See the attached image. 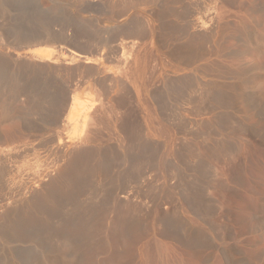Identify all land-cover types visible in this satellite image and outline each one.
<instances>
[{
  "label": "rangeland",
  "instance_id": "374dc122",
  "mask_svg": "<svg viewBox=\"0 0 264 264\" xmlns=\"http://www.w3.org/2000/svg\"><path fill=\"white\" fill-rule=\"evenodd\" d=\"M130 1L0 0V56L12 57L37 46L52 47L63 60L56 66L45 63L49 66L39 72L40 83L46 84L50 97L57 95L49 98L44 91L48 99H58L60 94V100L63 93L77 98L80 111L67 129L53 126L61 129L54 131H62L69 141L91 139L83 148L106 147L119 158H132L124 170L135 164L148 165L135 173L148 178L143 179L145 183L139 178L133 183L134 176L125 184L131 188L128 198L122 197L123 183L119 182V191L108 200L107 181L92 176L87 189L92 192L85 191L82 203L87 208L90 204L101 207L103 202L104 206H93L95 210L89 206L85 225L89 230L84 229L87 237L83 235V245L77 250L61 242L64 233L52 232L56 219L64 213L48 224L34 222L13 234L3 227L5 212L13 205L0 206V264H264V0H154L151 6L148 2L127 5ZM124 2L132 8H126ZM38 3L43 11L37 9ZM158 14L166 18L165 24L158 23ZM196 20L210 24L206 25L209 29H199L203 33L190 30ZM44 30L51 31L57 41H46ZM21 33L37 36L34 45L21 40ZM76 35L84 39L77 40ZM185 36L201 45L188 42ZM23 41L31 46L22 50ZM80 48L93 64L79 59L75 65L70 63L73 66L63 64L70 57L69 49ZM64 66L69 71L60 70ZM174 79L178 83H172ZM214 84L226 92L223 102L226 99L227 108H215L210 97L217 88ZM207 87L215 90L209 93ZM1 91L0 129L17 134L15 124L20 118L15 114L22 112L24 97ZM22 113L28 123L40 122L38 115ZM220 115L227 116V122L220 124ZM53 127L23 135L22 148L10 155L13 178L9 174L2 180L0 201L19 190L22 178L24 181L55 157ZM140 139L147 145L145 153ZM114 165L111 173H121L123 167ZM194 193L199 194L196 207L189 199ZM123 219L139 225L126 230ZM193 233L203 238L200 246L191 242Z\"/></svg>",
  "mask_w": 264,
  "mask_h": 264
},
{
  "label": "bare ground",
  "instance_id": "6f19581e",
  "mask_svg": "<svg viewBox=\"0 0 264 264\" xmlns=\"http://www.w3.org/2000/svg\"><path fill=\"white\" fill-rule=\"evenodd\" d=\"M4 1V0H3ZM152 1L154 0H131L130 2H128V4L126 2L125 3V6L126 4L129 5L130 3V6H134L135 3H141V2H148L150 4V2L152 3ZM164 1V0H163ZM158 1L154 2V5H156L155 3H157ZM122 3V4H124ZM144 4V3H142ZM146 5V3H145ZM130 6H126L129 7V8H132ZM151 6V4H150ZM136 7V6H135ZM134 8V7H133ZM140 9V8H139ZM154 9V8H153ZM163 9V8H162ZM262 9V8H261ZM164 11V10H163ZM161 12V11H159ZM155 13H157L156 11L154 12V15ZM163 12H161L162 14ZM166 13V12H165ZM120 15V14H119ZM122 15V14H121ZM166 17V15H165ZM213 17V16H212ZM159 21L158 23L161 21L164 23V16L163 15H160L158 14V17H156ZM155 18V19H156ZM114 19V18H113ZM123 19V18H122ZM211 19V18H210ZM209 19V20H210ZM119 20V19H117ZM191 20V19H190ZM116 21V20H115ZM124 21V20H122ZM121 21V22H122ZM212 20H210L211 22ZM120 22V21H119ZM118 22V23H119ZM160 22V23H161ZM166 22V20H165ZM209 22V23H210ZM163 23L161 24V26L163 25ZM165 24V23H164ZM167 24V23H166ZM210 25V24H205V22L203 23V21L201 20L200 21H192L191 22V27H190V30L191 28L194 29V30H202V29H205L207 28V26ZM212 26V25H211ZM166 28V27H165ZM211 28V27H210ZM200 29V30H199ZM209 29V28H207ZM214 29V27L212 28ZM135 30V29H134ZM128 31V30H127ZM205 31V30H204ZM137 32V31H136ZM202 31H200L199 33H201ZM210 32V31H209ZM208 32V33H209ZM132 33V32H130ZM203 33V32H202ZM135 34V32H134ZM188 34V33H186ZM52 32L51 31H47V30H44V35H43V38L47 40H51L53 39V36H52ZM189 35V34H188ZM187 35V36H188ZM203 35V34H201ZM206 35V34H204ZM133 36V35H132ZM141 36V35H140ZM190 36V35H189ZM207 36V35H206ZM186 37V36H185ZM37 36L31 34V35H28V36H24V37H21V40L22 39H26L25 41H31L30 43H34V39H36ZM77 40H83V36H77L75 37ZM190 38V37H189ZM192 38L193 40L195 39V37H193L192 35ZM190 38V39H192ZM88 39V38H87ZM187 39V37H186ZM190 39H187V41ZM204 39H205V36H204ZM203 39V40H204ZM38 40V39H37ZM44 40V39H43ZM190 41V42H194V41ZM34 41V42H33ZM39 41V40H38ZM41 41V40H40ZM89 40H87V42H89ZM188 41V42H189ZM205 41V40H204ZM203 41V42H204ZM45 42V41H44ZM43 42V43H44ZM135 42V41H133ZM196 42V41H195ZM194 42V44H195ZM201 42V40H200ZM42 43V42H41ZM191 43V44H192ZM37 44H40V43H37ZM197 44V43H196ZM195 44V45H196ZM204 44V43H203ZM17 45V44H16ZM34 45V44H33ZM197 45H201V43H198ZM196 45V46H197ZM19 46V45H18ZM39 46V45H38ZM14 47V46H13ZM51 47V46H50ZM187 47V45H186ZM189 49L190 48V45L188 46ZM187 47V48H188ZM199 47V46H198ZM197 47V48H198ZM201 47V46H200ZM78 48V47H77ZM82 48V47H81ZM78 49V51L76 50H73V49H69L68 52H70V57L67 58V59H64V62L63 64H70L71 62H73V64L75 63L74 61L79 59V60H85L83 61V63H89V62H92L91 64H93V59L91 57H89V55H86L85 54V51H83L82 49ZM85 48V47H84ZM184 48V47H183ZM182 48V49H183ZM207 48V47H206ZM24 48H22L23 50ZM199 49V48H198ZM205 49V48H204ZM80 50V51H79ZM188 50V49H186ZM61 51V50H60ZM184 51V49H183ZM189 51V50H188ZM194 52V50H192ZM199 51V50H198ZM201 51V50H200ZM199 51V52H200ZM213 51V50H212ZM220 51V50H219ZM67 52V53H68ZM82 52V53H80ZM190 52V51H189ZM217 52V51H216ZM215 52V53H216ZM191 53V52H190ZM195 53V52H194ZM214 53V54H215ZM221 53V51H220ZM203 54V53H202ZM209 54V53H208ZM224 54V53H222ZM58 55V54H57ZM195 55V54H194ZM201 55V54H200ZM198 55V56H200ZM218 55V54H217ZM230 55H231V52H230ZM63 56V55H62ZM193 56V55H192ZM205 56V55H203ZM202 58H205L203 57ZM209 56V55H208ZM224 56V55H223ZM221 56V58L223 57ZM226 56V54H225ZM65 57V56H64ZM81 57V59H80ZM196 58V56H194ZM194 57L192 58V60L194 59ZM220 57V56H219ZM84 58V59H83ZM200 58V57H199ZM198 58V59H199ZM96 59V58H95ZM94 59V60H95ZM205 60V59H204ZM214 60V59H213ZM209 61V60H208ZM60 62H63V60L61 59V56L59 57L55 55V51L54 49L51 47V48H47V47H37V46H33L32 49L28 50V51H23L19 54H14L11 56H0V90H3L5 92V90L7 89L8 91H10V93H12L13 95H10V96H13L15 98H21V97H24V105H20V107L22 106V110L21 108H19L22 112H26L27 114H33V115H38L40 117V122H27L24 118L25 116H23L21 113H17V115L15 114V118L18 117L20 118V121L15 124L16 127H18L17 129H19L18 133L16 134L14 131H13V134L10 133V132H7V133H10V134H5L4 131H2L0 129V143L4 144V147H6V149H4V147H0V154L2 155V157L4 156L3 160L0 159V188L3 186L1 183L2 180H4V178L7 176V175H12V176H9L11 178H13V169H11V166L9 165V161L10 159H12L10 157V155L12 153H16V151H19L22 146H21V140H22V137L24 134L26 133H30V132H33V131H39V130H42L43 128H48V127H58V126H61L62 127H65L67 129V127H69L68 123H70V121L72 119H74L77 115H78V112L80 111L79 110V107H78V104H77V98L72 97L70 96L69 97H65L64 93H63V97L66 98H60V94L58 97V99H48L47 95L49 94V98H54L55 96H57L56 94H54V97L51 96V93H48L47 90H45L47 87L46 84L44 86V84L42 85L40 83V75H39V72L42 71V72H45L47 69H44L45 67L49 66V65H45V63L49 64V63H54L55 66L56 64H60ZM188 62V60H187ZM197 62V61H196ZM80 63V62H78ZM206 63V62H205ZM9 64H13L14 67H12L11 65ZM76 64V63H75ZM74 64V65H75ZM192 64V61L191 63ZM216 64V63H215ZM72 65V64H70ZM69 65V66H70ZM206 65V64H205ZM211 65V64H210ZM214 65V63H213ZM218 65V63H217ZM11 66V67H9ZM58 66V65H57ZM63 66V65H61ZM60 66V67H61ZM73 66V65H72ZM71 66V67H72ZM219 66V65H218ZM59 67V68H60ZM67 66H64V68L60 69V70H64ZM59 68H55V70L57 71ZM188 68V67H187ZM193 68H196V70H199L197 69V67H193ZM217 68V67H216ZM44 69V70H42ZM54 70V68H51ZM190 69V68H189ZM208 69V68H207ZM214 69V68H213ZM221 69V68H220ZM224 69V68H223ZM54 70V71H55ZM67 70V69H65ZM195 70V72H196ZM202 70V69H200ZM69 71V68L68 70ZM66 71V72H67ZM194 71V70H193ZM204 71V70H203ZM217 71V70H215ZM41 72V73H42ZM198 72V71H197ZM213 72V71H212ZM220 72V71H218ZM230 72V71H229ZM200 73V71H199ZM221 73V72H220ZM202 74V73H201ZM207 74V72H205V75ZM224 74V73H223ZM210 75V73H209ZM207 76V75H206ZM184 79V77H183ZM182 79V80H183ZM186 79V77H185ZM222 79V78H221ZM240 79V78H239ZM175 80V81H174ZM174 80H170L169 82L171 81H174L172 83H175L177 82L176 79ZM181 82L186 84L189 83L188 81L184 82V80ZM188 80V79H187ZM180 81V80H179ZM212 81V80H211ZM220 81V80H219ZM222 81V80H221ZM192 82V81H191ZM178 83V82H177ZM176 83V84H177ZM48 84V83H47ZM74 84V83H73ZM183 84V85H184ZM196 84V83H195ZM206 84V83H205ZM208 84V83H207ZM51 85V84H50ZM48 84V86H50ZM170 85V84H169ZM168 85V86H169ZM178 85V84H177ZM180 86H182V84L180 83L179 84ZM209 85V84H208ZM73 86V85H72ZM77 86V85H76ZM185 86V85H184ZM202 86V85H201ZM207 86V85H206ZM215 86V84H214ZM222 86V85H220ZM230 86V85H229ZM172 87V85H171ZM183 87V86H182ZM210 87V86H209ZM207 87V90L208 88ZM217 87V86H215ZM214 87V88H215ZM232 86H230L231 88ZM50 88V87H49ZM52 88V87H51ZM170 88V87H169ZM174 89V87H172ZM186 88V87H184ZM229 88V87H228ZM229 88V89H230ZM5 89V90H4ZM48 89V88H47ZM69 89V88H68ZM72 89V88H71ZM172 89V90H173ZM182 89V88H181ZM212 88H210V91H211ZM227 89V88H226ZM233 89V88H231ZM49 90H52L51 92H53L54 90L53 89H49ZM48 90V91H49ZM73 90V89H72ZM176 90V89H175ZM204 90H205V87H204ZM202 90V91H204ZM206 90V91H207ZM212 90H215V89H212ZM3 91H1L2 93H4ZM44 91L46 92L47 95L44 94ZM65 91L66 93V90H63ZM163 91V90H162ZM184 91V90H183ZM182 91V93H184ZM209 91V90H208ZM209 91V93H210ZM227 91V90H226ZM232 90H229V92H231ZM234 91V90H233ZM7 92V91H6ZM62 92V91H61ZM67 92H70V91H67ZM74 92V90H73ZM181 92V91H180ZM225 91H223V87H217L216 90L212 91L213 95H211L210 97H213V99L215 100V108H219V107H226L227 106H224V102H223V97H227L226 92L224 93ZM56 93V91H55ZM57 93H58V90H57ZM172 93V92H171ZM207 93V92H206ZM228 93V92H227ZM233 93V92H232ZM1 94V93H0ZM8 94V93H7ZM6 94V95H7ZM62 94V93H61ZM181 94V93H180ZM3 95V94H1ZM0 95V97H1ZM74 95V94H73ZM160 95V94H159ZM165 95V94H164ZM182 95V94H181ZM205 95V94H203ZM230 95V93L228 94ZM235 95V94H234ZM5 96V95H4ZM75 96V95H74ZM163 96V95H162ZM11 97V98H13ZM209 95H206V98L210 99ZM224 97V98H225ZM235 97V96H234ZM233 97V98H234ZM69 98V99H67ZM231 99V97H229ZM228 98V99H229ZM64 99V101L62 102L61 100ZM162 99V97H161ZM203 99V97H202ZM207 99V100H208ZM227 99L226 102H228L229 100ZM158 100V99H157ZM203 101V100H202ZM234 101V99H233ZM205 101H203L204 103ZM232 102V101H230ZM163 103V102H162ZM207 103V102H206ZM211 103V101H210ZM233 103V102H232ZM161 104V102H160ZM208 104V103H207ZM206 104V105H207ZM213 104V103H212ZM204 105V104H203ZM210 105V104H209ZM213 106V105H212ZM204 107V106H203ZM209 107V106H208ZM230 107V106H229ZM211 108V107H210ZM214 107H212V110H213ZM15 109V108H14ZM18 109H16L17 111ZM208 110V109H207ZM220 110V109H219ZM13 111V110H12ZM19 111V110H18ZM17 111V112H18ZM206 111V110H205ZM211 111V110H210ZM15 112V111H14ZM215 112V111H214ZM222 112H225L222 111ZM236 112V111H235ZM16 113V112H15ZM84 113V112H83ZM203 113V112H202ZM210 113V112H209ZM14 114V113H13ZM208 114V113H207ZM216 114V113H215ZM228 115V114H226ZM231 115V114H230ZM31 116V115H30ZM34 116V117H35ZM37 116V117H38ZM225 116V115H224ZM223 115L217 117V121H219L220 124H222L223 122L222 121H226V117H224ZM27 117V116H26ZM81 117H82V114H81ZM232 117V115H231ZM214 118V117H213ZM229 118V117H228ZM233 119V118H232ZM25 120V121H24ZM28 120V119H27ZM228 120V119H227ZM31 121V120H30ZM79 121V120H78ZM210 122V121H209ZM216 122V121H215ZM227 122V121H226ZM218 123V124H219ZM225 123V122H224ZM230 123V122H229ZM209 124V123H208ZM207 124V126H209ZM226 124V123H225ZM236 124V123H235ZM15 125H13V128H16L14 127ZM203 126V124H201ZM206 125V123H205ZM204 125V126H205ZM227 125V124H226ZM245 125V124H244ZM48 126V127H47ZM206 126V127H207ZM225 126V125H224ZM53 127V128H54ZM220 127V126H219ZM222 127V126H221ZM220 127V129H222ZM227 127V126H226ZM225 127V129H226ZM64 128V129H65ZM205 128V127H204ZM214 128V127H213ZM228 128V127H227ZM51 129V128H50ZM55 129H59V128H54L53 131ZM47 130V129H46ZM61 130V129H59ZM208 130V128H207ZM212 130V129H211ZM214 130H216L214 128ZM228 130V129H227ZM66 131V130H65ZM209 131V130H208ZM213 131V130H212ZM42 132V131H41ZM56 132L55 136L57 137L55 143L53 144V150H54V154H55V157L49 161L42 169H39V170H36L35 172H33L32 174H30L24 181L21 179V186L19 188L18 191L16 192H13V193H10V195H8V197L6 199H2L0 201V206L1 207H5V204L8 205L9 203H11V205H13L11 207V209H7L6 212H5V219H4V222H3V227L4 229H7L9 231H11L13 234L14 233H20V231L27 225L29 224H32L34 222H37V223H44V224H48L51 220H54L55 218H59V216H61L59 213H64L62 214L63 217L62 218H59V219H56L55 221V224H53V228H52V232L53 233H58V232H62L64 233V237L63 239L61 240V242L63 244H70V245H73L72 248H75V250H77L79 247H81V245H83V235H85L84 237H87L86 234H84V229L86 230L87 228H85V225L87 223V219H86V214L88 212V209L89 206H91L92 204H90L88 206V208L86 207L87 204L85 205L84 203H82V196L83 194L85 193V191L88 188V184L90 182V180L92 179V176H96L97 178L96 179H100L102 178L103 182L105 180V182L107 181V184L108 186L111 184V186L113 185L114 187H111L110 189V186L107 188H109L110 190H108L107 188L104 187V190L106 192V197L107 199H111L113 196H115L114 194H117L116 192L119 191L117 190V186L118 187H121V190L123 193L122 197L123 198H128V197H131V195L129 196V193H131L130 189L128 190L127 187L125 186V184H129L131 183V181L129 183H127V181H129L130 179L131 180H134L136 177V179L134 180L133 183H135V181H137V179L139 178L137 175H135L136 172L138 171H143L142 169L140 170L139 167H143L141 166L142 164H140L139 167H137V164L131 166V167H128L127 164L126 166L128 167V169L124 170V164L126 162H130L132 160V158L130 159H127L126 157L124 158H119L117 156H115L113 154V151H109V148L106 149H100V148H91V149H88L87 147L83 148L82 146L86 145L89 141H91V139L89 140H86L87 137H82L81 138H76L78 136H76L75 140H72V141H69V139L67 140V138L65 139L64 136L62 135V131H54ZM217 132V131H216ZM35 133V132H34ZM31 134V133H30ZM135 133H133V137ZM205 134V133H204ZM209 134V133H208ZM215 134V133H214ZM28 135V134H26ZM32 135V134H31ZM67 135V134H66ZM207 135V134H206ZM220 135V134H219ZM218 137V136H217ZM54 138V137H53ZM85 138V139H84ZM136 138H141V137H137ZM144 139V138H142ZM223 139V138H222ZM141 140V139H140ZM214 140V139H213ZM217 140V139H216ZM92 142V141H91ZM139 142H142V147L141 149H143V151L145 150V146L143 143L144 141H139ZM147 142V141H146ZM221 142V141H219ZM218 142V143H219ZM132 143L134 144L135 142L132 141ZM214 143V142H213ZM223 143V142H222ZM91 144V143H90ZM131 144V143H130ZM141 144V143H139ZM216 144V143H215ZM220 144V143H219ZM6 145V146H5ZM218 145V144H217ZM222 145V144H221ZM225 145V144H224ZM131 146V145H130ZM141 146V145H140ZM139 146V147H140ZM202 146V145H201ZM219 146V145H218ZM226 146V145H225ZM111 147V146H110ZM52 148V147H51ZM73 148H76L74 149V151H71L70 153H68V151H70V149H73ZM151 148V147H150ZM206 149V148H205ZM147 150V148H146ZM148 150H152L153 149H149ZM204 150V149H203ZM202 150V151H203ZM214 150H217V149H214ZM132 151V150H131ZM151 151V153H152ZM209 151V150H208ZM213 151V150H212ZM220 151V150H219ZM115 152V151H114ZM147 152V151H144V153ZM207 152V151H206ZM214 152V151H213ZM218 152V151H217ZM223 152V151H221ZM129 153V152H128ZM132 153V152H131ZM134 153V152H133ZM132 153V155H133ZM136 155H138V152H135ZM149 153V155L151 154ZM200 153V152H199ZM209 153V152H207ZM205 153V154H207ZM211 153V152H210ZM209 153V154H210ZM216 153V152H215ZM219 153V152H218ZM17 154V153H16ZM117 154V153H115ZM125 154V153H124ZM212 154V153H211ZM210 154V155H211ZM120 154H118L119 156ZM192 155V154H191ZM208 155V154H207ZM214 155V153L212 154ZM139 156V155H138ZM152 155L148 156V157H151ZM154 156V155H153ZM197 156V154H196ZM123 157V156H122ZM132 157V156H131ZM135 156H133L134 158ZM146 157V156H145ZM192 157V156H191ZM200 157V156H199ZM136 158V157H135ZM139 159V157H137ZM147 158V157H146ZM149 159V158H148ZM151 160L152 157L150 158ZM198 159V158H197ZM135 159H133L134 161ZM199 160V159H198ZM201 160H203V158H201ZM12 162V161H11ZM10 162V163H11ZM134 162L136 163H141V161L139 160H135ZM133 162V163H134ZM151 161L148 162V164L150 163ZM197 161H195L196 163ZM115 163H118V167H123V170H121V173L118 172L119 174H116V175H113L111 173L112 171V168H117V166H115L114 164ZM144 163V162H142ZM113 165L115 167H113ZM139 165V164H138ZM147 165V164H146ZM198 165V163H197ZM130 166V165H129ZM135 166V167H134ZM196 166V165H195ZM202 166V164H201ZM200 166V167H201ZM204 166V165H203ZM208 166V165H207ZM145 167H148L145 166ZM143 167V168H145ZM198 167V166H197ZM139 168V170H138ZM203 168V167H201ZM201 168H198L201 170ZM119 169V168H118ZM147 169V168H145ZM189 169V168H188ZM192 169V168H191ZM198 172H200V170H198ZM193 170V169H192ZM196 170V168L194 169ZM203 170V169H202ZM205 170V169H204ZM120 171V170H118ZM146 171V170H145ZM196 171V172H197ZM206 171V170H205ZM147 172V171H146ZM143 173V172H140V174ZM139 174V173H137ZM148 174V173H147ZM200 174V173H199ZM203 174V173H202ZM142 175V174H141ZM180 175V174H179ZM136 176V177H134ZM147 176V175H146ZM204 176V175H203ZM134 177V179H132ZM202 177V176H201ZM143 181L144 180H148V178H144V176H142V178H139ZM138 179V180H139ZM13 180V179H11ZM101 180V179H100ZM101 180V181H102ZM102 182V183H103ZM119 182L120 184L123 183V185L119 186ZM101 182L99 184H102ZM140 183V182H139ZM143 183H145L143 181ZM106 183L102 184L105 186ZM131 185V184H130ZM192 186V184H191ZM129 187V186H128ZM91 189V188H90ZM126 189V190H125ZM102 190V189H101ZM99 189V191L97 192L98 193H101V191ZM90 192V190H87ZM130 191V192H129ZM194 191V190H193ZM87 192V193H89ZM92 192V191H91ZM90 192V193H91ZM194 192H197V191H194ZM105 193V192H103ZM187 193V192H186ZM198 193V192H197ZM94 194H95V191H94ZM93 195V194H92ZM102 195V194H101ZM100 195V196H101ZM119 196H121L120 194H118ZM117 195V196H118ZM134 195V194H132ZM198 195L199 194H192L189 199L191 200L192 198V203L194 204V207H196L195 203H199V199H198ZM116 196V197H117ZM128 196V197H127ZM200 198V197H199ZM101 199V198H100ZM99 199V202H103L104 200L101 199L100 201ZM106 200V199H105ZM119 200V199H118ZM189 200V201H190ZM202 201V199H201ZM108 202V201H107ZM84 204V205H83ZM99 204V203H98ZM104 202L102 203V206ZM105 205H108V204H105ZM93 206H99V205H94ZM91 206V207H93ZM101 206V204H100ZM101 207H98V208H102ZM198 207V206H197ZM95 207H93L94 209ZM108 208V207H106ZM92 209V211H93ZM196 210H200L201 207L199 208H195ZM91 210V209H90ZM95 210V209H94ZM97 210V208H96ZM90 212V211H89ZM89 214V213H88ZM59 215V216H58ZM129 218V217H128ZM127 219V217H126ZM132 219V218H131ZM125 223L123 224V226L125 227L126 230H129L131 229V227H134V225H136L137 223L134 221V225L132 221H128V220H125ZM120 221L121 223L123 222ZM130 220V219H129ZM136 220V219H135ZM119 222V223H120ZM52 225V224H51ZM120 225V224H119ZM139 224H137L136 227H138ZM51 228V226H49ZM120 227V226H119ZM89 228V226H88ZM89 229H87V232H88ZM53 235L51 232L49 233V236ZM197 233H193L191 236H190V239H191V242L195 243V245L197 244V246L199 245L200 246V241L203 239L201 238V235H196ZM187 238H189L187 236ZM189 239V240H190ZM206 240V239H205ZM204 241V240H203ZM206 241H204L205 243ZM192 243V244H193Z\"/></svg>",
  "mask_w": 264,
  "mask_h": 264
},
{
  "label": "water",
  "instance_id": "95a60500",
  "mask_svg": "<svg viewBox=\"0 0 264 264\" xmlns=\"http://www.w3.org/2000/svg\"><path fill=\"white\" fill-rule=\"evenodd\" d=\"M36 7H37V9L38 10H40V11H43L44 10V8H43V6L40 4V3H38L37 5H36ZM23 36H28L26 33H21ZM53 41H57V38L56 39H53L52 40V42ZM29 46H31V44H29V42H25V41H23L22 43H21V45L19 46V48H26V47H29Z\"/></svg>",
  "mask_w": 264,
  "mask_h": 264
}]
</instances>
